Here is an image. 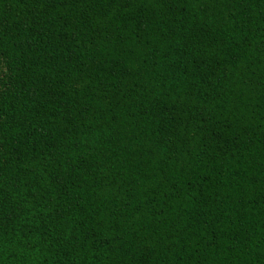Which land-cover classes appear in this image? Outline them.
Returning a JSON list of instances; mask_svg holds the SVG:
<instances>
[{
    "label": "trees",
    "instance_id": "16d2710c",
    "mask_svg": "<svg viewBox=\"0 0 264 264\" xmlns=\"http://www.w3.org/2000/svg\"><path fill=\"white\" fill-rule=\"evenodd\" d=\"M0 264H264V0H0Z\"/></svg>",
    "mask_w": 264,
    "mask_h": 264
}]
</instances>
